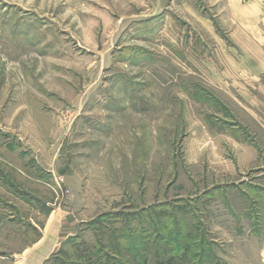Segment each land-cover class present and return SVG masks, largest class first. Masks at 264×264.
I'll return each mask as SVG.
<instances>
[{
    "label": "rangeland",
    "instance_id": "obj_1",
    "mask_svg": "<svg viewBox=\"0 0 264 264\" xmlns=\"http://www.w3.org/2000/svg\"><path fill=\"white\" fill-rule=\"evenodd\" d=\"M260 7L0 0V264H264Z\"/></svg>",
    "mask_w": 264,
    "mask_h": 264
},
{
    "label": "crops",
    "instance_id": "obj_2",
    "mask_svg": "<svg viewBox=\"0 0 264 264\" xmlns=\"http://www.w3.org/2000/svg\"><path fill=\"white\" fill-rule=\"evenodd\" d=\"M260 2L261 3V7H260V14L261 16L264 15V0H253V2ZM263 4V5H262Z\"/></svg>",
    "mask_w": 264,
    "mask_h": 264
}]
</instances>
